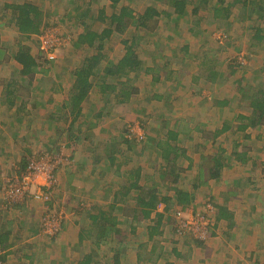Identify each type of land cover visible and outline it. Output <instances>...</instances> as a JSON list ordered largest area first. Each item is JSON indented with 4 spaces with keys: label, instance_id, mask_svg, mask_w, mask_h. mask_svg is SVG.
I'll return each mask as SVG.
<instances>
[{
    "label": "crops",
    "instance_id": "1",
    "mask_svg": "<svg viewBox=\"0 0 264 264\" xmlns=\"http://www.w3.org/2000/svg\"><path fill=\"white\" fill-rule=\"evenodd\" d=\"M257 1L258 2L252 0H223L221 4L220 0H211L215 8L221 6L222 8H226L230 6V9L222 11L218 18H215V9H213L212 12L209 11L208 16L210 17L211 15L213 21L216 22L215 28L205 29L200 26L196 30L190 29L195 37L209 34V43L207 42V46L203 44V38H200L198 42L193 43L192 46L185 42L183 45L178 46L175 51L177 54V57L174 54L176 62L181 65V67H177V69H173L171 70L172 72H170L173 75L175 73L174 76L177 78L175 83H177L178 88H180L181 82L184 81L185 83L186 81L188 85L195 87L194 90L197 89L199 91V95L202 89L204 92L206 91L202 93L203 97L197 102V106L205 104L210 108L211 112L209 114L211 115L210 118L212 117L211 120L213 123L206 120L197 121V123H194L195 127L187 131V127L186 130H181V125L187 123L183 122L184 120L182 118V120L180 119V124L172 123L169 125L170 127H142L143 129L139 127L143 133L137 132L135 136H138V139L134 138L131 134H122V137H116V139H111L110 141L102 140L101 142L103 145L100 147V152H94V157H91L89 152L82 150V147L86 146L85 142H87L88 134H82V138L78 139V137L74 136L71 132L72 129L76 127V129L81 128L83 131H88V129L82 127H86L87 125V127H91L89 125V119L92 118L96 120L102 119L104 123L106 120H119V116H123L126 109H129L133 96L130 102L120 103L118 100L114 101L115 95L113 94L111 98L113 102L106 103L105 94L100 91L98 86L94 85L88 97L80 105L79 110L81 113H79L80 111L78 110L74 111L72 96L76 81L75 73L79 66H81L83 60L81 62L73 60L72 63L62 60L49 61L48 59L46 61H41L39 59L40 53L38 52L39 54H37L36 52L37 47L29 42L35 40V35L40 33L42 29H44V26L50 23L47 19L50 18L49 8L43 9L41 0H0V149L8 150L9 152H7L6 156L11 159L16 158V161H18L22 158L25 147H37V150H39L44 146L50 148L51 146L61 147L68 142L69 145H67L69 149L74 151V164L78 163L86 166L89 165L90 159H96V164L98 163L104 168L100 171L96 169L95 173L93 172V168L92 171L81 170L78 172L75 169V165L72 166L71 164L68 166L73 167V171L69 168V172L71 173L64 172L63 169L59 171L58 178L60 187L68 185L67 187L70 189H67L69 192L65 194L62 193V190L58 187L57 190L54 191L55 197L61 203L62 197L67 196L68 199L64 198V207H68L67 210L68 212L71 211V213L68 215V220H66L61 234L52 237L38 234V229H41L42 224L41 202L37 200H27L18 206L6 207L1 197L0 186V264H81L87 257H91V262L87 264H105V258L112 259L111 263L107 262L108 264H258L259 259L264 255V246H262L264 243L263 237L256 233V228H259L260 220L256 216H253L251 218L252 220L248 221L242 219L238 220L237 218V211L240 210L245 200L242 199L245 195L243 193L257 195L258 193L251 189H246V187L235 190L228 185L230 182L228 180H225L226 188L223 189L222 192L217 193L220 200L216 203L217 213L215 214L214 212L213 214L215 220L212 230L213 234L208 241L189 237L183 239L176 238L174 225L168 223L165 216L161 221L158 232L151 236L150 226L156 225V212H161L160 209L152 212L151 218L141 217L139 221H133L131 215H126L125 217L129 222L127 223L129 225L128 231L131 232L133 230L132 236L127 238V240L129 246L132 248L135 247V250L134 252L132 251V253L128 252V254H124L123 257L115 262V250L112 249L114 243H102L101 246H99L95 244V236L89 235L90 233L88 230V227H90L92 223L89 213L95 211L93 210L94 208L92 209V203L98 200L97 204H99L98 207L100 209L103 211L111 210L109 205L111 201H105L103 200L104 198H99L97 200L92 199L97 196H105V191H99L101 195H97L96 190H93L95 189L97 181L110 173L106 168V164L107 162L109 163V161L111 162V160L107 157L106 160L99 158L101 155L106 154V152L104 153L105 148L119 144L121 151L114 154L116 156L115 162H117L121 154L127 151L131 153L132 145L138 144L141 141L140 139H144L143 136L147 135V128L148 131H156L164 134L168 130H176L179 131L177 144L181 145L183 149H186L185 155H187H182L178 163L180 165L181 159L188 162V168H186V170L184 169L186 172L193 168L195 164L197 166L201 165L202 161L200 162V160L207 156L202 150L204 145H217L216 143L219 138L223 135L228 137L232 131L236 133L249 132V130L264 127V119L253 126L248 125V120H242V118H240L241 115H254V113H252L254 112L252 105L253 99L249 94L252 93L250 92V87L248 85L247 87L246 85H241L239 81L238 91L234 92L230 90L228 88L229 85H227L229 83L228 74H223L219 71L220 66L223 68L228 67L227 70L229 73L236 76L239 72L237 66H239L240 63L236 60V63L233 64L231 56L237 53L240 48H245L235 39L233 41H235L236 45L233 44V41H231V44L230 42L227 44L223 43L222 39L218 41L216 38L218 31H215V29H219L216 28L219 24L229 25V28L235 24L233 23V18H235V16L232 15H235L233 10L235 9L234 7L238 6L237 4L240 5L241 12L244 13L241 19H247L248 21L253 17H256L257 21L262 20L261 18L264 19V0ZM26 2L35 5L37 10L39 9L42 13L41 18L43 22L37 32H22L18 28L17 19L19 11L17 7ZM252 2L261 3V6H256L252 11ZM31 16H34V12H32ZM177 16L183 21H190L188 14ZM57 17L61 19L60 13ZM176 30L178 31L181 29L177 28ZM257 31L260 32L261 29L257 28ZM179 32L185 36V30L178 31V33ZM244 34L245 32L242 31L239 38L243 39ZM259 36L261 37L260 39L264 38V34H259ZM75 45L78 47L80 46L76 43ZM172 47L176 48L175 46ZM232 47H234V50H231ZM20 48L26 49L35 59L33 71L26 72L24 70V65L16 58ZM204 48H206L208 53H203ZM187 51L194 52L192 59L188 58ZM257 75L258 74L252 76V80L254 81L253 84L255 85L261 83V80H259L260 77ZM169 76L170 75H167L166 77ZM166 77L161 81L162 83L168 82ZM236 77L238 78V76ZM105 80L107 82L117 83L112 79L109 80L108 77H105ZM238 80L246 84L243 76ZM255 85L253 86L255 87ZM96 87L99 89L97 93L95 92ZM24 88H27V90L23 94ZM170 94L172 93L167 91L161 92V90L159 92H151L147 94L148 98L145 97L147 98L145 99V104H147V101L149 103H153L152 101L156 100L159 101V98H161L162 101H166L170 98ZM182 94L183 100H188L187 93L183 91ZM41 97L42 99H40ZM33 99L35 100L34 102L32 101ZM234 104L237 105L240 113L237 112L235 116H233V119H231L227 116L230 115V112L232 113ZM126 105L128 106L125 109H123V107L120 108V106ZM186 107L187 104L184 111H186ZM162 110L163 109H161L160 112L166 119L168 115H165V112H162ZM182 114L184 115V113ZM202 114H205V112H202ZM34 116L41 117L42 124H40L38 120H35ZM199 116H201V114H199ZM22 117L27 118L25 120H27L26 124L28 125L25 127H21L20 118ZM29 117H33V120H30ZM165 119L161 120L160 126L161 124L163 125ZM243 122L248 125H246L247 128L245 130H238V127H240ZM7 123H9L11 127L3 126V124ZM94 123L95 125L92 126L91 129H93V127H104V124L100 121ZM106 126H109V124L107 123ZM117 127L120 126L118 125ZM222 129H224V131L220 133ZM123 130L126 133H130V130ZM215 134H217V136ZM197 139H199V141H197ZM191 140L195 141V143H193V145H195V151L193 153L188 149L191 145ZM145 141L146 142H141V145L138 147L139 149L136 153L138 159L133 158V161H129L127 165L117 163L118 165L116 164V167H121L122 173H126L125 175H127L126 177L128 178L127 185L134 180L133 177L135 176L131 175H136L137 170L140 173V180H138L139 185H144L146 188L150 189H156L159 195H172L174 192L172 186H174V184L170 183V178L165 175V173H167V167L164 164L167 163L158 152L159 144L157 141L148 139ZM247 155L248 153L245 156ZM132 157L133 155L129 154L125 162L131 160ZM196 157L199 159L197 160ZM182 163L184 164V161ZM18 167L19 166H16L15 169H18ZM221 173H223V169ZM0 175H3V173ZM181 175L182 173L180 172V176ZM209 176L210 175L206 178L208 179ZM203 177L200 174L198 178L201 180ZM237 179H240V177H236L233 180ZM115 180L117 181H105V183L108 182L109 184L116 185L115 188L111 185L114 191L119 189L121 184L120 183L118 186L119 179L116 178ZM196 180L197 178H195L194 181H190L186 184L185 188H183L193 193L194 200L190 204V207L192 206L194 210L201 207L203 203H199L200 199L191 189L199 190L203 188L204 185L208 188L211 187L210 182L203 183V186H200V180ZM181 181L182 176L178 184L180 188H182ZM0 183H2V181ZM100 189H106V187L101 186ZM129 192H131L132 198L138 195L136 189H130ZM91 193L94 195L91 196ZM59 194L62 197H60ZM76 194L82 195L81 201L83 202V207L77 208V206L74 205L73 197ZM220 194L221 196H219ZM84 196L91 197L92 202H90V199H85ZM132 198L128 200L127 204L118 203L114 206L119 207L123 205L125 207L132 203L131 206L137 207L134 198ZM84 205L86 206L84 207ZM252 208L258 213L255 206H252ZM222 209L228 211H225L227 215L217 219ZM81 223H83L84 226H78ZM262 233L264 234V227ZM5 241L8 244L11 243V246L3 248L2 243ZM142 244L143 246H140ZM138 247H141V249H137ZM109 251L112 252V258L108 255ZM138 251L141 255L137 253Z\"/></svg>",
    "mask_w": 264,
    "mask_h": 264
},
{
    "label": "rangeland",
    "instance_id": "2",
    "mask_svg": "<svg viewBox=\"0 0 264 264\" xmlns=\"http://www.w3.org/2000/svg\"><path fill=\"white\" fill-rule=\"evenodd\" d=\"M41 1H42V8L43 9L49 8L50 10L49 11L50 18H47L50 23H48L45 27H49L52 30L55 29L59 37L60 45L58 47L56 60L67 61L68 63H72L73 60L77 62H81L83 60V57L88 55L87 50L83 48V46L78 47L77 45H75L76 41L78 40V36L86 31L87 26L85 27L82 24V21L87 22V24H89L90 29L102 31L104 27L107 26V23L104 21L103 22L100 21L99 18L95 20H91L90 15L92 14L94 18H96L97 13H99V9L103 6H106L107 5L106 3H109V1H107L105 4L104 2L94 3V4L91 3L92 5L89 6L91 8V12L89 13L87 17L82 18V19L76 18V15L78 14L80 10L88 8L86 4L90 0H41ZM164 1L163 0H123L122 3H124L125 5H129V7L133 8L138 13H140L141 11H144V9L149 5H154L158 7L161 11L171 12L172 7L166 4V2L164 3ZM212 3L213 2L209 3V6L204 11L203 14L205 16L200 24V26L204 27L205 29H212V28H215L216 26V22L213 21V19L211 18L212 16L211 15L210 17L208 16L209 11L212 12V10L215 8L214 4ZM237 5H236L237 7H234L235 9L233 10V13H235V15H232V16H235V18H233L234 19L233 23L235 24H233V26H231L230 28H229V25L219 24L216 27L219 29H215V31H218V35L216 34V38L218 41L222 39L223 43L227 44L230 42L231 44V41L235 39L236 41L239 42L240 45H242V47L245 48V49H242L239 47L240 48V49L238 48L239 51L237 53H234L231 56L232 58L231 61L233 64L236 63V60L239 61L240 63V65L237 66V69L239 70V72L236 74V76H238V78L234 76L233 74L231 75L229 73V71L227 70L228 67L223 68L222 66H220L219 71H221L223 74L225 73L228 74L229 83L227 85H229L228 88L230 90L234 92L238 91L239 81H240L241 85H246V87L248 85L250 87V92H252L254 89L253 85H255L253 84L254 81L252 80V76H254L255 74H258L257 76L260 77L259 80H261V82L264 83V38L259 39V34H262V35L264 34V19L261 18L262 20H258V21L256 17H253L249 21L247 19H241L244 13L241 12L240 5L239 4ZM76 6H81L79 8L80 10L76 9ZM256 6L257 5H255L254 7H251V10L253 11ZM59 13H60L61 19L57 17ZM190 16L191 15L188 14L189 19H190ZM159 18H158L159 23L156 25L154 30L135 29L133 26L128 30V32L121 33V34L115 33L112 35L111 39L105 41L106 53L109 55V60L113 61V60H117L118 58H120L126 51L124 40H127V41L130 40L128 42V45H129V43L133 39L132 37H134V40H135L134 46L136 47V50L138 51L140 57L142 58L145 67L147 66H151V68L156 67L155 70L157 72L160 71L161 75H163L164 77H166L167 75H171V76H170V80H167L168 82H163V83L157 82L153 79L151 71H144V69H142L139 72H132L129 75H124V76H121L115 79L116 82H119V81H122L123 83L126 82L127 87L129 88V91L133 92V97H132L133 99H132V102L130 103L129 109H126L123 116H119L120 117L119 120H116V121L106 120V122L104 123L102 119L96 120L92 118V119H89V122H90L89 125L91 127H87L88 125L86 127H82L84 129H88V131H83V129L81 130V128L76 129V127H74L71 131L73 135L77 136L78 138L79 137L82 138V134L83 135L85 133L88 134L87 140H86L87 142H85L86 144L84 143L86 146L82 147V150L89 152L91 157H94V152H100L101 150L100 147L103 145L101 142L102 140L110 141L111 139H116V137H120V136L122 137V134L124 135L131 134L134 136V138H137L138 136L137 137L135 136L137 132L138 133L142 132V130L139 129V127L141 128L142 127H160L161 120L165 119V116L162 115L160 112L161 109H163L162 112H165V115H168L165 120H168L170 125L172 123H175L176 121H178V124H180V119L182 120V118L184 120L183 122H187L181 125L182 127L181 130L183 129L186 130V127H187V131L189 129H193V127H195L194 123H197V121L206 120V121L212 122L211 120L212 117L210 118L211 115L209 114L211 112L210 108H208V106H206L204 103H203L204 105H200L203 107V110H202V107L197 106V102L200 101L203 97L202 93L204 92V90L202 89L199 95L198 94L199 91L197 89L194 90L195 87L194 86L191 87L190 85H188V83H186V81L185 83L184 81L183 82L180 81L181 86L180 88H178V84L175 83L177 79L174 76L175 73L174 75L170 73L171 70L177 69V67H181V65L176 62V59L174 56L177 47L183 45V43L185 42H187L188 44L192 46V44L197 43L200 38H203V44L204 45L206 44L207 46L209 34H204V36L200 35V36L195 37V35H193L190 29L196 30L200 26L192 28L193 26L191 25L190 21H186V20L183 21L182 19L178 18V16L174 12H171L170 16L166 13H163L161 17ZM177 28L181 29L178 31L185 30L184 32L185 36H183L182 33L180 32L178 33V31L176 30ZM257 28H260L261 31L258 32ZM242 31H244L245 34L243 35V39H240L239 37L241 36ZM134 34L136 35V37L133 36ZM34 39L35 40H31L29 42L32 45L37 47L36 52L37 54L40 53L39 59L41 61H46L47 58L41 52L40 42L36 35ZM233 44L236 45L235 41H233ZM172 46H175L176 48ZM234 47H232L231 50H234ZM89 51H92L93 53V48H91ZM240 58L242 59V63H241ZM166 62H168V64L170 62V67L169 68L166 67V69L163 70L161 67ZM103 67L104 65L102 66V68ZM229 76H232V77H229ZM242 76L244 77V82L246 84H244L241 80H238ZM111 79L112 78H109V80ZM261 87L264 89V85H262ZM26 90L27 88H24L22 93L24 94ZM160 90L161 92L167 91V92L172 93L170 94V98L167 99L166 101H162V100L152 101L153 103L151 102L149 103L147 101V104H145V99L148 98L147 94L151 92H159ZM97 91H99V89L96 87L95 92L97 93ZM183 91L187 93L186 95L188 97V100H183V97H182ZM112 97L113 95L110 96V98ZM40 99H42V97ZM35 100L33 99L32 101L34 102ZM128 102H130V99ZM186 104H187V107H186L187 109L186 111H184ZM127 106L128 105L120 106V108L123 107V109H125ZM202 112H205V114H202ZM237 112L240 113V110L237 107V105L234 104L232 113L230 112V115L227 117L233 119V116H235ZM182 113H184V115ZM199 114H201V116H199ZM185 117L187 118V120ZM20 119H21V127H25L28 125L26 124V121H27L25 120L27 119L26 117H22ZM29 119L33 120V117H29ZM34 119L38 120V122L42 124L41 117L34 116ZM97 121L102 122L104 124V127H93V129H91L92 126L95 125L94 122H97ZM107 123L109 124V126H106ZM118 125L120 127H117ZM3 126L11 127L9 123L3 124ZM123 129L130 130V133L124 132ZM162 134L163 133L156 132V131H153V132L148 131V128H147V135L145 133L146 136H143L144 141L140 139L141 141L138 144H133L132 152L130 153V151H127L121 154L118 157V161L116 162V164L122 163V165H127L129 161H133V158L138 159L136 157V153L139 149L138 147L141 145V142H146L145 140H147L150 137L158 138L162 136ZM197 141H199V139H197ZM217 141H218L216 143L217 145L208 144V145L203 146L202 150L204 151V153H206L207 156H205L204 158L200 160V162L202 161L200 166L199 165L197 166L195 164L193 168L185 172L184 169L186 170L189 164L188 162H186V160L181 159L182 160L180 162L181 169H179V171L182 173L181 175L182 176V181H181L182 188H185L186 184L189 183L190 181H194L195 178H197L196 181H199L200 179L198 177L200 176V174L202 175V177L203 176L204 177L201 178V180L199 181L200 182L199 185L203 186V183L210 182V186H211L210 188H208L207 186L204 185V187L200 188L199 190L191 189V191L196 193L197 197L200 199L199 203L200 204L203 203V205L201 207H198L196 210H194L192 206L189 207L185 211L184 216L188 220L194 221L195 219H193V215H195V213H199V214L207 213L209 209L208 207L209 205H207L208 201H210L211 204L214 206V212L216 214L217 213L216 203H218L217 201L220 200V197L217 196V193L222 192L223 189L226 188L225 180H228L230 181L228 185L233 187V189L235 190L243 189L242 187H246V189H251L252 191H255L256 193H258V195L243 193L245 195H244V198L242 199H245V200L242 203L240 210L237 211L238 213L237 218L238 220L242 219V220L248 221V220H252L251 218L253 216L258 217V219L260 220V223H259V228H256L257 229L256 233L257 235L259 234L263 237V242H264V234L262 233V229L264 227V127H259L258 129L249 130V132L236 133L232 131L228 135V137L223 135ZM193 143H195V141L191 140V145L188 148L190 149V151H192V153L195 151L194 150L195 145H193ZM67 144H64L61 147L51 146V148L44 146L43 148H40L39 150H37V147L36 148L25 147L24 152H23L24 154L22 158L20 159L18 158L19 159L18 161H16V158L11 159L6 156L7 152H9L8 150L0 149V174L3 173V176H0V182L3 181V178L4 179L8 178L11 174H14L13 171L15 170L16 166L21 164L25 159L29 157L35 158L40 153V151H45L46 154L48 155L49 160L55 161L63 157V162L59 165L57 169V176H56L57 183L54 185V191H56L57 188L60 187L59 178H58L59 171L63 169L64 172L71 173L69 172V168L72 169L73 171V167H68V166L74 163L68 162L67 160H65L71 154V149H69L68 147L69 144L68 145ZM219 145H220V148H219ZM223 149L225 150V154L229 157V159H227V165L223 167V173H222L223 176L221 175V177L217 179L216 178L212 179L209 176V178L207 179L206 177L210 175L208 172V169L214 165V160H212L211 157L216 156V154L219 155L220 151H222ZM235 151L239 153H248L247 155L248 157L246 156V159L244 161H241L234 154ZM129 154H132L133 157L131 160H128L127 162H125L128 159ZM223 155H224V151H223ZM196 159L198 160L199 158L196 157ZM95 160L96 159H92V160L90 159L89 165H86V166L84 165L86 171H92V168L94 170L99 169V171L104 169L98 163L96 164L97 161ZM183 161H184V164L182 163ZM200 167H201V170H200ZM109 171L110 173L106 174L107 176L100 179V182L98 184L99 187L98 185H95V188L96 187L100 188V186H107L106 188H108L110 185L108 182L105 183V181L116 182L117 180L115 179L118 178L119 179L118 186L121 183L120 185H122V188L120 187V189L124 191L126 187H123V185H127L126 177H125L126 173L125 174L122 173L121 167L120 168L116 167V165L110 168ZM236 177H240V179L233 180ZM0 186H2L1 183H0ZM67 186L68 185L64 187H60V189L62 190V193L68 194L69 190L67 189H70V188ZM113 186L114 188L116 187V185L114 184ZM203 189H204V192H203ZM209 189H212V190H209ZM99 191H105V189L96 190L97 195H101V192ZM93 195L94 194H91V196ZM219 196H221V194ZM1 197H3L2 191H1ZM60 197L62 196L60 195ZM84 197L87 200L90 199V202H92L91 197H88V196H84ZM64 198L68 199L67 196L62 197V202L60 203V201L57 200V198L55 197V192H54V196L51 202L42 203V212H41V215H42L41 219H43V216L46 215L47 213L57 212L56 214H61L63 217V223L61 225L62 230L66 223V220H68L67 219L68 215L71 213V211L68 212L67 210L68 207L67 208L64 207L65 206ZM81 198H82V195L80 194H76L73 197V203L74 205L77 206V208L83 207V202L81 201ZM99 198H103V196H97L96 198L93 197L92 199L97 200ZM28 200H34V199L32 197H29ZM97 203H98V200L92 203L93 204L92 209L95 207ZM85 206L86 205H84V207ZM252 206L256 207L258 213L253 210ZM174 215H175V211L172 210L170 212H167L166 217H165L166 221L172 225L174 224ZM211 215H212L211 217L213 218V212L211 213ZM253 220H256V219H253ZM122 225H123L124 230L129 229V225L127 223L122 224ZM78 226L82 227L84 225L83 223H81ZM90 227L88 228L90 229ZM61 232L59 234H61ZM174 233H175L176 238H179V239H183L187 237L192 238V239H197L193 237L192 235L187 234V235L180 236V235H177L176 232ZM38 234L42 236L43 235L46 236L44 233H40L39 229H38ZM208 240H205V241H208ZM262 246H264V243L262 244ZM134 250H135V247L128 249L127 252L132 253V251L134 252ZM108 255L110 258H112L111 256L112 252L109 251ZM107 262L111 263L112 259L105 258L104 263L108 264ZM259 263L264 264V255L262 258L259 259L258 264Z\"/></svg>",
    "mask_w": 264,
    "mask_h": 264
},
{
    "label": "trees",
    "instance_id": "3",
    "mask_svg": "<svg viewBox=\"0 0 264 264\" xmlns=\"http://www.w3.org/2000/svg\"><path fill=\"white\" fill-rule=\"evenodd\" d=\"M107 1H109L110 4L106 3ZM122 1L123 0H90L86 4L88 8L83 10L79 9L81 6H76V9L80 10L76 15V18L82 19L87 17L91 12V8L89 6L94 3H106V6H103L99 9V13H97L96 18H94V16L91 14L90 19L95 20L99 18L100 21L106 22L107 26L104 27L102 31H97L90 29L89 24H87V22L85 21H82V24L85 27L87 26L86 31L78 36L76 44L83 46V48L87 50L88 55L83 57V62L75 73L76 81L74 84V93L72 96V104L74 106V111H80V105L88 97V94L94 87V85L98 86L100 91L105 94V98L107 100L106 103L113 102L110 98V96L113 94L116 95L114 101L118 100L120 103L128 102L129 99H131V97L133 96V92L129 91L126 82H107L105 80V77L112 78V80L115 81V79L121 76L129 75L132 72H139L144 69V71H151L152 77L155 81L161 82L164 79V76L161 75V72H157L155 70L156 67H145L142 58L140 57L138 51L136 50V47L134 46V37H132L133 39L131 40L129 45L128 42L130 40H124L126 51L117 60L110 61L109 55L106 53L105 41L111 39L113 34L126 33L133 26L135 29L153 30L159 23V17H161L163 13H166L170 16L171 12H174L176 15L190 14V22L193 26L192 28L198 27L200 26L205 16L203 14L204 11L207 9L209 3L211 2V0H163L164 3L166 2V4L172 7L171 12L160 11L158 7L154 5H149L144 9V11L138 13L133 8L129 7V5H125L124 3H122ZM220 1L222 4L223 0ZM252 1L258 2L257 0ZM256 2H252L251 7L255 5H257L258 7L261 6V3ZM221 8L222 6L214 8L215 18H218L221 15L222 11L229 10L230 6L226 8L224 7L222 9ZM17 9L19 11L17 25L20 31L37 32L43 22L41 18L42 13L39 11V9L37 10V7H35V5L30 2H26L25 4L18 6ZM32 12H34V16H31ZM133 36L136 37L135 34ZM260 38L261 37L259 36V39ZM91 48H93V53L92 51H89ZM203 53L208 52L206 51V49H203ZM175 56L177 57L176 53ZM187 56L188 58L192 59L194 56V52L187 51ZM16 58L24 65V70L26 72L34 70L33 67L35 66V59L30 53H28L26 49L20 48V50L17 52ZM103 65L104 67L102 68ZM166 67H170V62L169 64L168 62L164 63L161 68L165 70ZM170 76L167 77V80L170 79ZM262 85H264V83H259L254 87L252 94L250 93V96L253 99L252 105L254 108V112L252 113H254V115L240 116L242 120H248V125L254 126L264 119V89L261 87ZM158 100H161V98H159ZM79 113H81V111ZM175 123H178V121ZM169 125V121L165 120L163 125L161 124L160 127H170ZM246 125L247 124L243 122L242 125L238 127V130H245L247 128ZM224 129H222L220 133H222ZM178 132L179 131L176 130H168L167 132H165V134L163 133L162 136L158 138H148V140L157 141L159 144L158 152L163 158V160L167 163L164 164L167 167V173H165V175L170 178L169 182L174 184V186H172L174 191L172 195H159V192L156 189H150L146 188L144 185H139L138 180H140V173L136 170L137 174L131 175L135 176L133 177L134 180L128 183V185H123V187H126L124 191L120 188L115 191L112 190V184H109L110 186L105 189V196H103V200L111 201V204H109L111 209L110 211H103L98 207L99 204H96L95 207L93 206V210L95 211H92L93 213H89L92 220L91 227L90 229H88L90 233L89 235L95 236V244L99 246H101L102 243H114V247H112V249L115 250L116 261L123 257L124 254H128L127 250L129 248H132L129 246L127 238L132 236L131 234H133V230L131 232L128 231V229L124 230L122 225L125 223H129L127 221V218L125 217L126 215H131L133 221H139L141 217L151 218L152 212L160 209L161 212H156V225L150 226V234L152 236L153 234L158 232V228L161 224V221L164 216L166 217L167 212H170L172 210L175 211L176 209H181L182 211H185L190 207V204L194 200L193 193L183 188H180L178 185L179 179L181 177L179 171V169H181V166L178 162L182 155L187 156L185 155L186 149H183L181 145L177 144ZM215 135L217 136V134ZM80 138L81 137H79L78 139ZM104 151L106 152V154L101 155L99 158L106 160L107 157L111 160V162L109 161V163L107 162L106 164V168L109 170L110 168L116 165V156L114 154L119 153L121 151V147L119 146V144H115L105 148ZM234 154L238 157V159L244 161L246 159L245 155L247 153H239L235 151ZM74 157V151L71 150V154L68 157L67 161L74 162ZM211 158L212 160H214V165L208 169V172L210 174V177L217 179L221 177V171L223 167L227 164V159H229V157L225 154V150L223 149L222 151H220L219 155L216 154V156H213ZM77 164L78 163H75V169L78 170V172L81 170L85 171V167L83 165ZM27 165L28 158L25 159L21 164H19L18 169H15L13 172L18 174L21 171H24ZM73 165L74 164H72V166ZM93 172L95 173L96 169L93 170ZM127 181L128 178L126 177V182ZM99 182L100 180L97 181L96 185H98ZM120 187L122 188V185H120ZM97 188L98 187H96L95 189L99 190L101 186L100 188ZM130 189H136V191H138V195L136 197H133L137 207L131 206L132 203L126 205L125 207L123 205L115 207L114 205L118 203L127 204L128 200L132 198L131 192H129ZM28 199L29 197L25 196L23 199L15 201L11 205L9 204V206H6L5 202L4 205L6 207H14L23 204ZM225 211L228 212L227 210L222 209V211L220 212L221 214H218L217 219L225 217L227 215L225 214ZM213 227L214 225L211 227L210 238L213 234ZM2 246L3 248H8L11 246V243L8 244L5 241L2 243ZM140 246H143V244ZM137 249H141V247H138ZM137 253L139 254L140 252L138 251ZM139 255H141V253ZM90 262L91 257H87L81 264H87Z\"/></svg>",
    "mask_w": 264,
    "mask_h": 264
},
{
    "label": "built area",
    "instance_id": "4",
    "mask_svg": "<svg viewBox=\"0 0 264 264\" xmlns=\"http://www.w3.org/2000/svg\"><path fill=\"white\" fill-rule=\"evenodd\" d=\"M36 36L39 39L43 55L48 60H56L60 45L57 31L45 27ZM59 159L49 160L46 152L40 151L35 158H28V165L24 171L3 178L1 191L6 206L23 199L25 196L32 197L41 203L51 202L54 196V185L57 183V169L63 162V157ZM67 159L68 157L65 160ZM207 205H209L207 213H195L193 215L194 221L188 220L184 216L186 210L176 209L173 225L177 235L188 234L202 241L208 240L215 220L211 217V213L214 214V206L210 202ZM56 213H47L43 216L40 233L52 237L61 232L63 217L61 214Z\"/></svg>",
    "mask_w": 264,
    "mask_h": 264
}]
</instances>
